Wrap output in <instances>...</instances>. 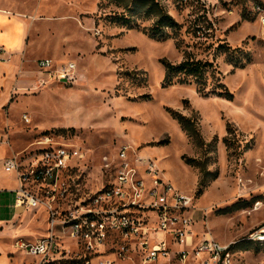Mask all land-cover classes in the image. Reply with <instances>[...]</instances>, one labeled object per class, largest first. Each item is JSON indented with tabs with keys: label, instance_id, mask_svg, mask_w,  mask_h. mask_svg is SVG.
I'll return each mask as SVG.
<instances>
[{
	"label": "rangeland",
	"instance_id": "1",
	"mask_svg": "<svg viewBox=\"0 0 264 264\" xmlns=\"http://www.w3.org/2000/svg\"><path fill=\"white\" fill-rule=\"evenodd\" d=\"M256 1L154 0L177 25L165 29L170 38L156 40L149 37L156 17L129 13L111 0H0V9L29 26L33 60L71 61L77 68L75 83H51L17 99L0 147L25 164L41 137L73 145L85 155L71 174L85 195L109 180L101 158L131 146L192 198L195 239L235 242L237 264H264V243L246 240L264 229V12L254 13ZM234 58L244 66L235 68ZM185 59L211 63L205 91L219 84L216 91L224 88L232 99L204 96L177 79L166 86L161 62ZM171 112L191 120V130ZM4 202L10 207L13 194ZM37 212L24 215L20 229L43 236L45 215ZM15 252L21 263L38 261ZM126 257L137 263L132 252Z\"/></svg>",
	"mask_w": 264,
	"mask_h": 264
},
{
	"label": "built area",
	"instance_id": "2",
	"mask_svg": "<svg viewBox=\"0 0 264 264\" xmlns=\"http://www.w3.org/2000/svg\"><path fill=\"white\" fill-rule=\"evenodd\" d=\"M253 11L264 12V1L254 4ZM36 67L35 89L76 82L71 61L41 59ZM22 121L29 120L22 116ZM35 146L25 164L11 156L0 161V168L17 182L13 209L45 215L43 236L13 242L25 256L37 258L36 264H237L235 242L194 238L192 198L172 188L152 160L131 146H120L111 159L101 158L100 172L109 180L85 195L80 194L79 177L75 182L71 176L85 160L80 149L49 137H41ZM70 196L73 202H65ZM56 197L62 202H54ZM246 240L264 243V229ZM131 252L137 263L126 257Z\"/></svg>",
	"mask_w": 264,
	"mask_h": 264
},
{
	"label": "crops",
	"instance_id": "3",
	"mask_svg": "<svg viewBox=\"0 0 264 264\" xmlns=\"http://www.w3.org/2000/svg\"><path fill=\"white\" fill-rule=\"evenodd\" d=\"M30 32L24 20L0 9V118L6 120L5 123H0V141L3 142L6 138L3 127L10 126L7 119L10 108L17 104V99L25 98V94L34 91L36 81L39 79L36 61L47 59L33 60L29 56ZM10 154L11 152L8 154L6 149L0 147V160ZM4 181H7V184H4ZM16 188L15 177L5 174L0 168V264H25L18 259L19 256L13 246L14 240L18 237L27 239L31 237L32 240L39 237L26 232V229H20L22 217L30 211L16 212L13 203L8 207L4 202L7 194H13L14 202ZM9 208L13 211L12 215L7 212Z\"/></svg>",
	"mask_w": 264,
	"mask_h": 264
},
{
	"label": "trees",
	"instance_id": "4",
	"mask_svg": "<svg viewBox=\"0 0 264 264\" xmlns=\"http://www.w3.org/2000/svg\"><path fill=\"white\" fill-rule=\"evenodd\" d=\"M115 6L126 10L129 13L138 12L143 14L145 17H156V20L151 28L150 38L161 40L170 38V34L165 30L167 28L173 29L177 27L173 19L168 16L163 9L159 6L158 3L154 0H111ZM255 4H261V1H256ZM122 20V23L128 25V19L123 16L119 17ZM218 50H228L227 46L219 45ZM239 52V50H234L232 52ZM228 58L230 54H227ZM233 65L235 68H242L245 63L239 58L233 59ZM248 63V61H246ZM161 66L164 70L163 82L166 86H170L173 83L174 79H177V83H185L186 81L194 84L198 92L204 94V96H216L221 97L226 100H231L232 96L223 88L222 92L216 91L219 84H214L213 88L206 92L207 82L210 77H213L212 64L202 61H194L191 59H185L178 65H173L167 61H162ZM218 90V89H217ZM173 119H176L178 123L186 130L190 131L193 125V122L188 118L181 116L175 112H171ZM193 133V132H192Z\"/></svg>",
	"mask_w": 264,
	"mask_h": 264
}]
</instances>
